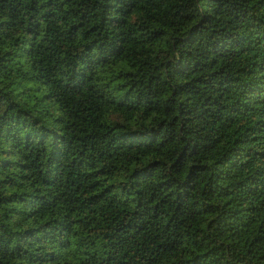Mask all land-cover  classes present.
I'll list each match as a JSON object with an SVG mask.
<instances>
[{
  "label": "trees",
  "instance_id": "16d2710c",
  "mask_svg": "<svg viewBox=\"0 0 264 264\" xmlns=\"http://www.w3.org/2000/svg\"><path fill=\"white\" fill-rule=\"evenodd\" d=\"M0 264H264V0H0Z\"/></svg>",
  "mask_w": 264,
  "mask_h": 264
}]
</instances>
